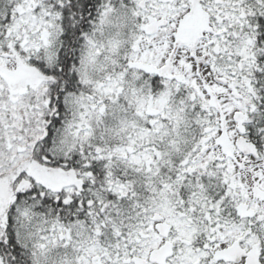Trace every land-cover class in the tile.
<instances>
[{
  "label": "trees",
  "instance_id": "trees-1",
  "mask_svg": "<svg viewBox=\"0 0 264 264\" xmlns=\"http://www.w3.org/2000/svg\"><path fill=\"white\" fill-rule=\"evenodd\" d=\"M181 11L201 28L179 27L175 49L202 69L206 27L218 29L213 72L233 70L264 160V0H0V264H133L164 209L193 230L176 254L236 227L264 264L263 217L241 213L216 105L131 59L149 17ZM110 39L120 54L98 69ZM217 130L219 154L201 165Z\"/></svg>",
  "mask_w": 264,
  "mask_h": 264
},
{
  "label": "rangeland",
  "instance_id": "rangeland-1",
  "mask_svg": "<svg viewBox=\"0 0 264 264\" xmlns=\"http://www.w3.org/2000/svg\"><path fill=\"white\" fill-rule=\"evenodd\" d=\"M225 1L232 3L235 0ZM203 9L209 12L208 7ZM158 13L155 12L144 24L145 34L141 39L139 48L136 49L135 47L131 59L134 63L137 62L157 71L170 69L174 77L183 76L190 85H193V88L197 90V93L201 95L205 103L210 102L216 105L218 115L221 117L219 121H221L224 131L235 146L240 137L238 124L243 121L245 106L240 100L241 93L237 85L239 83H236L235 77L232 78L229 74L233 73V70L225 72L218 69L217 74L213 72V64L210 61L213 58L215 50L221 49L216 37L218 29L214 31V28L209 27V25L206 27L204 40L199 45L197 57L202 58L205 56V58H208V62L206 61L202 69H199L195 59L191 57L188 51L181 48L175 49L173 36L174 33L178 32L177 29L179 27L182 29L187 27L188 29L198 26L200 29L199 19L196 20L193 15L191 17L187 11L173 14L163 13L162 15ZM160 20L166 21L168 26L160 29L155 35L147 33L146 29L148 26L153 21ZM125 25L124 22H121L116 36L124 32ZM128 41L129 39L126 38L125 42ZM107 42L106 51L102 54L101 61L94 65V67L98 65L96 68L101 70L106 65L108 67L114 65L115 58L120 54V47L116 44L115 40L110 39ZM111 84L107 91L112 90L113 85ZM160 109L161 105L156 108V110ZM35 116L38 118L39 124L44 121L45 116L42 112L36 113ZM222 131L217 130L213 137L210 138L211 141L208 144L207 151H205L204 159L200 163L201 165H206L219 154L216 145L222 135ZM232 157L234 158L229 162L230 176L235 181L232 185L233 189L238 192L240 201L242 202L241 213L246 218L255 215L263 217V223L260 227L262 236L264 234V160L260 158L257 160L245 158L239 155L238 152L237 155H233ZM160 211L155 212L154 218L150 223L152 236L144 251L145 254L143 257L137 258L148 261L153 254L166 250L165 264H229L224 254L232 249L234 245H240L243 250L250 252L255 249L254 247L257 242H260L257 237L245 234L240 228H221L218 229V234L211 239L212 243L206 250L188 248L180 254H176L173 250L174 246L178 242L191 241L193 230H190L189 222L186 218L181 221L168 209ZM156 215L160 217L159 220L156 219ZM159 228L163 229L167 235L166 237L159 235ZM57 260V258L53 257L52 262L58 263Z\"/></svg>",
  "mask_w": 264,
  "mask_h": 264
},
{
  "label": "water",
  "instance_id": "water-1",
  "mask_svg": "<svg viewBox=\"0 0 264 264\" xmlns=\"http://www.w3.org/2000/svg\"><path fill=\"white\" fill-rule=\"evenodd\" d=\"M167 23L160 21L157 23H153L151 26L147 28V31L154 35L157 31V28L166 27ZM240 134H243L242 125H240ZM236 148L238 152L244 157H253L258 158V150L254 144H251L244 136L240 137L236 143ZM157 220L160 219L159 216L156 217ZM159 235L162 237H166L167 235L164 233L163 229H158ZM167 252L166 250L159 251L156 254H153L150 259V264H165ZM225 256L228 258L231 264H262L260 262V256L256 250H253L251 253H246L240 249L239 246H235L231 250H229ZM133 264H148L145 260L136 258L132 260Z\"/></svg>",
  "mask_w": 264,
  "mask_h": 264
}]
</instances>
